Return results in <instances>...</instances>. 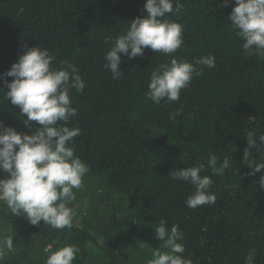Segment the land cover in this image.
<instances>
[{
	"label": "trees",
	"instance_id": "obj_1",
	"mask_svg": "<svg viewBox=\"0 0 264 264\" xmlns=\"http://www.w3.org/2000/svg\"><path fill=\"white\" fill-rule=\"evenodd\" d=\"M146 0H0V77L27 50L45 46L55 65L74 64L85 80L83 92L72 90L78 115L69 127L81 134L74 148L90 171L70 205L72 228L32 225L0 203V234L14 235L15 251L4 264H46L52 251L67 244L80 248L74 264H147L162 241L155 227L178 225L184 233V256L193 264H245L250 253L264 264V170L251 175L244 160L248 138L264 134V58L248 56L231 29L235 0H181L184 7L168 18L183 25L184 44L164 55L147 48L142 56L121 54L123 75L112 79L103 59L131 21L148 15ZM216 57V67L202 68L181 91L179 101L160 104L148 96L151 73L172 58L189 62ZM11 82L14 77H6ZM0 78V88H5ZM7 90V89H6ZM4 90V91H6ZM0 91V122L32 134L20 109ZM181 111L175 119L170 115ZM251 133V137H249ZM249 160L261 162L264 148L251 149ZM229 168L222 176L211 168L213 204L192 209L191 184L171 173L203 162L210 155ZM8 174L0 171V178ZM140 243H144L141 247Z\"/></svg>",
	"mask_w": 264,
	"mask_h": 264
},
{
	"label": "clouds",
	"instance_id": "obj_2",
	"mask_svg": "<svg viewBox=\"0 0 264 264\" xmlns=\"http://www.w3.org/2000/svg\"><path fill=\"white\" fill-rule=\"evenodd\" d=\"M231 15V29L237 38L242 39L244 53L264 58V0H235ZM222 6H228L223 0ZM184 5L181 0H146V17H137L124 34H119L104 56V67L112 73V79L123 75L121 68L124 54L131 58L142 56L145 49L170 55L176 53L184 44L183 25L168 18V14H178ZM55 55L45 46H35L18 58L10 70L3 74L4 98L20 109L24 123L30 129L36 122L32 134L20 133L15 128L0 122V171L7 173L0 178V203L6 205L15 217L25 216L30 224L50 225L53 229L72 228L76 216L74 207L75 191L84 187V178L90 166L76 155L74 140L81 134L79 127H69L78 110L73 107L71 93L83 92L85 80L77 67L67 61L56 66ZM216 67L214 55L203 56L194 62L172 58L169 63L161 64L152 71L148 84V96L156 104L179 101L181 91L194 76L202 74L203 69ZM6 77H14L9 82ZM181 114L172 113L170 119ZM249 133V137H251ZM256 139L248 138L249 148L245 150L244 160L252 169L251 175L264 170V154L261 162L249 160L251 149L264 148V134ZM215 154L210 155L207 166L201 162L194 166L173 171L172 179L191 184L194 192L187 197V206L195 209L199 206L215 203L216 196L210 191L213 179L201 175L210 167L212 174L222 176L229 168L227 157L219 162ZM264 189V176L259 181ZM155 229V237L162 241L159 248L153 249L152 258L147 264H193L184 256L186 251L184 233L178 225L170 230L166 221H161ZM143 247L144 243H140ZM48 244L44 252L50 253L46 264H74L80 248L67 244L52 251ZM15 251L14 235L0 234V264L5 257ZM245 264H255L254 254L250 253Z\"/></svg>",
	"mask_w": 264,
	"mask_h": 264
}]
</instances>
